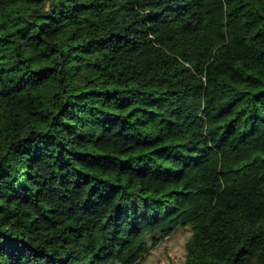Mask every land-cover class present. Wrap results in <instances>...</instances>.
Returning a JSON list of instances; mask_svg holds the SVG:
<instances>
[{
    "label": "trees",
    "instance_id": "obj_1",
    "mask_svg": "<svg viewBox=\"0 0 264 264\" xmlns=\"http://www.w3.org/2000/svg\"><path fill=\"white\" fill-rule=\"evenodd\" d=\"M186 228L181 264H264V0H0V264Z\"/></svg>",
    "mask_w": 264,
    "mask_h": 264
},
{
    "label": "rangeland",
    "instance_id": "obj_2",
    "mask_svg": "<svg viewBox=\"0 0 264 264\" xmlns=\"http://www.w3.org/2000/svg\"><path fill=\"white\" fill-rule=\"evenodd\" d=\"M206 152L210 155L209 161L202 167V173L206 178H210L217 167L218 160L221 154L225 153V149L214 151L207 147ZM208 196L205 194H197L191 196V207L186 212L191 214L194 209L203 207L207 204ZM189 230L179 229L175 234L152 249L147 257V260L142 264H181L183 258V244L189 237Z\"/></svg>",
    "mask_w": 264,
    "mask_h": 264
}]
</instances>
